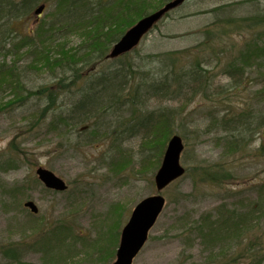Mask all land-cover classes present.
<instances>
[{
	"label": "rangeland",
	"instance_id": "374dc122",
	"mask_svg": "<svg viewBox=\"0 0 264 264\" xmlns=\"http://www.w3.org/2000/svg\"><path fill=\"white\" fill-rule=\"evenodd\" d=\"M234 1L185 0L141 38L127 59L107 58L92 67L80 66L83 76L75 81L72 88L57 96V109L53 113L54 109L51 110V114L44 118L38 116L45 105V98L32 95L19 103L11 101L14 93L10 88L0 89V106L4 107L0 110V264H49L50 261V264H105L109 261L104 250L107 247L99 253L89 245L97 237L96 240L101 241L109 236L107 242L112 248L110 237L118 223L128 218L138 200L156 194L153 178L166 147V143L164 148L161 143H148L144 128L136 131L127 126L133 121L130 118L133 108L136 112L141 109L152 111L154 119L163 112L168 113L167 116L172 115L171 136L178 134L182 137L184 149L180 153V163L186 171L162 189L166 200L163 212L132 264H214L222 260L224 254L230 261L236 255L234 248L237 242L242 240L243 245H248L257 233L264 234V201L255 203L259 196L254 186L264 180V142L261 139L264 126L260 130H252V140L247 143L250 134L246 140H240L239 130L225 128L222 123L228 117L239 115L242 109L255 115L264 111V97L258 93L264 77L256 72V67L252 65V69L232 77L225 68V58L229 60L230 55L242 48L248 34L259 32L264 37V25H260L262 28L253 26L250 32L235 31L229 36L222 33L226 27L225 20L230 17L264 15V0H239L240 3L230 5L232 8L224 12L211 11L220 4ZM134 2L142 4L138 0ZM152 6L149 5L150 8ZM47 7L41 17L53 9L52 5ZM182 14L184 16L180 19ZM35 17L32 12L18 22L22 32L33 28ZM81 39L78 32L68 35L64 41L74 48L82 45ZM208 40L214 42L206 48L202 42ZM31 49L22 47L18 56L0 52V63L19 67V82L30 90L49 83L51 79V72L43 65L31 62ZM171 49H185L180 54L183 60L200 59L201 67L206 69L203 78L206 84L200 93L194 95L187 85L179 88L181 83H173L172 89L177 93L173 100L151 96L145 107L129 105L117 95V109L121 110L115 112V107L110 106L107 111H101L97 119L99 135L89 127L82 130L80 124L72 126L69 122L57 124V129H53L52 117L60 112L66 118L86 90H95L96 75L125 66L129 60L148 69L151 59L157 63L158 60L145 57L147 63L143 65L139 56ZM140 65H134L135 69ZM70 75L67 80L72 79V74H67V77ZM13 89L20 90L21 87ZM131 91L129 85L123 94L130 96ZM9 101L11 103L6 105ZM108 128L110 132L106 131ZM114 129L122 130L118 135ZM106 134L110 135L109 138H104ZM227 140H235L238 145L233 147ZM212 165L219 166L229 176H223V173L220 179L209 183L195 182L190 177L189 168ZM38 166L60 176L67 189H46L35 174ZM16 187L18 189L13 193ZM26 199H31L37 207L35 214L23 205ZM227 209L235 210L243 219L251 211V218L255 221L252 224L248 219L244 221V234L240 240L234 237V233L239 231L238 225L228 222V232L223 235L226 241L217 242L210 249L195 228L222 217ZM206 215L210 221L203 219ZM236 217L233 219L237 220ZM111 219L115 225L110 228ZM42 222L44 228H38ZM60 223L72 226L71 230L78 233L77 239L88 243L84 245L76 241L69 246L72 237L67 236L65 229L49 230ZM33 225H36L35 229ZM50 243L51 256L48 257L44 251ZM256 246L259 243L255 241ZM259 256L245 257L234 264H264V256Z\"/></svg>",
	"mask_w": 264,
	"mask_h": 264
},
{
	"label": "trees",
	"instance_id": "16d2710c",
	"mask_svg": "<svg viewBox=\"0 0 264 264\" xmlns=\"http://www.w3.org/2000/svg\"><path fill=\"white\" fill-rule=\"evenodd\" d=\"M134 1L135 0H0V52L5 55L10 52L12 55L15 54L18 56L17 54L22 47H32L29 52V54L32 55L31 62H38L37 64L43 65V67L51 72L49 83L30 90L22 87L23 85L19 82L17 77L19 67L14 66V64L7 65L5 63H0V89L10 88L14 93H12L13 98L11 101L15 100L19 103L32 95L45 98V105L40 110L41 112L38 118H44V116H47L53 109L51 113L55 112L57 109L55 108L57 96L65 89L68 90L72 88L75 81L83 76V70L80 66L84 68L85 66L92 67L96 65V62L107 59L108 49L117 42V39H119L127 27L134 24L140 17L147 15L148 12L151 11L150 9L157 10L166 2H169V0H158L157 2L138 0L141 1L142 4L136 5ZM238 1L239 0H235L234 2L220 4L211 9V11L220 10L224 12L232 8L230 5L234 6L236 3H240ZM42 3L45 5V8L52 5L53 9L48 11L43 17H41L42 13L38 18L35 17L33 28H29L25 32H22L21 27L18 26V22L22 18L28 17L32 12L35 14L34 10ZM144 4L146 7H144ZM149 5L154 6L150 8ZM168 14L169 12H166L162 18L167 17ZM260 14L261 13H258L255 16L245 15L230 17L225 20L226 27H224L222 33L229 36L235 31L250 32V28L253 26L262 28L260 25H264V15ZM182 16H184V14L180 15V19ZM13 23L15 25L12 30L11 26ZM157 25L158 24L153 25L151 30L155 29ZM208 26L210 25L208 24ZM78 32L82 35V45L70 48L71 46L66 44L64 38ZM207 33L211 35V31ZM258 33L259 32L251 35L248 34L241 44L242 48L236 54L230 55L229 60L225 58V68L231 77L240 76L243 72H246V69H252V65L256 67V72L264 77V37H261ZM59 41L60 43H58ZM212 42H214V40H208L207 42L203 41L202 45L207 48L211 46L210 44H212ZM6 44L9 45V48H6ZM185 51V49L180 51L171 49L160 53L139 56V58H142L139 59V61H141L143 65L147 63V61H144L145 57H154L158 60L157 63V61L151 59L153 62H150L151 60L149 61L150 64L147 65H150V67L148 69H145L140 64L142 68L139 67V69H135L134 65H139L129 60L125 66L120 65L105 73L101 72V74L95 77V90L91 89L92 92H87L86 90L83 97L78 98L73 104L74 106H72L71 114L64 118L63 114L58 112L54 118L52 117L53 121L51 123L54 124L53 129H57V124L61 123L64 125V123L67 124L69 122V125L72 126L76 124L78 126L80 124V129L82 128V130L89 127L95 130V135H99L100 125L97 124V119L101 111H107L110 106H113V108L115 107V112L121 110V108L117 109L119 107V105L116 104L118 101L117 95L122 101H125V103L129 105L133 104L139 107H145L148 105L147 101L151 99V96L158 99L170 98L173 100V98L177 96L175 90L172 89L173 83H181L178 85L179 88L187 85L191 88L194 95L200 93V90L204 89L206 84L203 80L206 69L201 67V61H199L200 59L198 58V61H196L197 59L192 61L189 59L183 60L180 54ZM129 52L130 51H128V53ZM128 53L118 55L115 59H127L129 56ZM19 58L20 57H18V59ZM220 60L221 59H219V61ZM194 61L196 62L193 63ZM37 64H35V66H37ZM31 65L33 66L32 63ZM67 74H72L73 77L71 80H67L71 77V75L67 77ZM64 81L65 84H68L67 86L63 84ZM91 84H93V82H91ZM129 85L130 88H132V95L130 94L129 96L126 93H124V95L123 92ZM97 86L99 89H97ZM13 87H21V89L15 90ZM12 91H10V93ZM19 91L21 93H19ZM258 93L261 97H264V79L260 82ZM11 101L6 105L11 103ZM2 108L4 107L0 106V110ZM135 109L136 108L131 109L130 118H132L133 121L127 126H129V128H135L136 131L144 128V131H146V141L153 145L161 143L162 148H164V144L172 134L170 124L172 122V115L169 114V116H167L168 113L166 114L163 112L162 115L160 113L159 117L154 119L152 111H148L150 112L148 113L146 109H141L136 112ZM135 115H137V117ZM222 123L225 125V128L228 127L229 129L230 127L231 129L239 130L240 140H246L248 134H250L249 138L253 135V132H251L252 130H260L261 127L264 126V111L255 115L251 111L248 112V110L242 109L239 115L228 117V119L222 121ZM122 129H114V132L119 135ZM263 129L264 127L261 131ZM106 131L110 132V129L108 128ZM148 134L151 137L148 136ZM109 136L108 134H106V137L103 135L104 138H109ZM261 136L264 142L263 131ZM251 140L250 138L247 143L251 142ZM227 143L233 145V147L234 145H238L235 140H227ZM188 171L191 172L190 177L193 178L195 182L198 180L207 183L210 181L213 182L220 179V175L223 173V176H229L226 171L224 172L217 165L198 168L193 167L191 169L189 168ZM254 186L258 191L259 199L255 201V203L258 204V202L261 203L264 201V180L263 182L256 183ZM17 189L18 187L12 192L14 193ZM235 216H237L235 218L237 220L233 219ZM208 218V215H206L203 219L205 221H210ZM245 218L249 220L248 222L250 224L255 221V218H251V211L245 215ZM246 219H243L235 210L227 209L222 217L219 218L218 216L216 220L211 219V222L205 225H197L195 229L201 233L204 242L212 249L217 242L222 240L226 241V237L223 238V235L228 232V222L238 225L239 231L234 233V237L236 240H240L244 234L242 230L245 229V225L243 224L244 221H247ZM121 223L122 222H119V226L111 233L112 248H110L107 242L109 236H106V238L101 241L96 240L98 239L97 237L92 240V243L89 245L95 247V252L99 251V253L103 251L104 247H107L104 250H106V256L109 261L105 262V264H109L114 259L120 236L119 232L124 221L122 224ZM44 224L46 227V223ZM108 225L110 228L112 225H115L112 219ZM207 225H209L208 229ZM35 227L36 225L32 226L34 229ZM55 227L56 228L49 230L54 231L55 229V231H58L60 229H65L67 236L69 238L72 237L70 238L69 246L74 245L76 241L84 245L88 243L86 240L79 241V239H77L78 233L72 231V226H67L66 223H60ZM190 227H187L189 231ZM38 228H44L43 222L38 225ZM45 234H47V232H45ZM81 236L83 235L81 234ZM229 238L231 237L229 236ZM252 238L253 241L248 245H243L242 240L237 242L234 248L236 255L231 258L230 261L225 258V254H221L223 259L216 261L214 264H234V262H238L239 259H245V257L254 258L256 254H260L259 257L262 258L264 256V234L257 233ZM43 239L45 238L43 237ZM233 239H231V241H233ZM248 240H250V237H248ZM255 241L259 243V246L254 247ZM84 245H81V247ZM68 249L70 250L71 248L68 247ZM44 253L48 257L51 256V243ZM48 263L50 264L51 261Z\"/></svg>",
	"mask_w": 264,
	"mask_h": 264
},
{
	"label": "water",
	"instance_id": "95a60500",
	"mask_svg": "<svg viewBox=\"0 0 264 264\" xmlns=\"http://www.w3.org/2000/svg\"><path fill=\"white\" fill-rule=\"evenodd\" d=\"M183 0H169L162 7L147 15L140 17L136 23L127 28L116 43L110 48L107 57L115 58L118 55L127 53L128 50L137 46L143 35L155 24L161 16L170 8L176 7ZM44 5L40 4L34 11L38 15ZM264 135V130H263ZM182 138L175 134L167 142L163 159L154 175L156 194L145 196L137 201L131 214L120 231L118 247L115 251V259L110 264H132L137 253L144 246L148 238V231L154 226L157 217L162 212L165 199L162 189L170 182L181 176L185 168L180 163V153L183 150ZM35 173L40 181L54 190H64L67 185L63 179L47 168L38 166ZM24 206L30 207L32 212H37V207L32 200H26Z\"/></svg>",
	"mask_w": 264,
	"mask_h": 264
}]
</instances>
